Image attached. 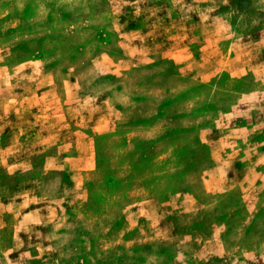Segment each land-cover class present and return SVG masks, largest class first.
<instances>
[{
  "label": "rangeland",
  "instance_id": "rangeland-1",
  "mask_svg": "<svg viewBox=\"0 0 264 264\" xmlns=\"http://www.w3.org/2000/svg\"><path fill=\"white\" fill-rule=\"evenodd\" d=\"M0 264H264V0H0Z\"/></svg>",
  "mask_w": 264,
  "mask_h": 264
}]
</instances>
